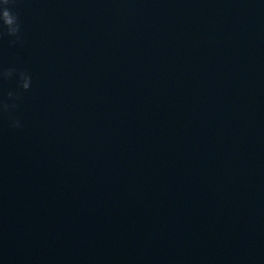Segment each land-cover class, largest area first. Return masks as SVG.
Masks as SVG:
<instances>
[{"label":"water","instance_id":"water-1","mask_svg":"<svg viewBox=\"0 0 264 264\" xmlns=\"http://www.w3.org/2000/svg\"><path fill=\"white\" fill-rule=\"evenodd\" d=\"M9 7L0 264H264V0Z\"/></svg>","mask_w":264,"mask_h":264},{"label":"clouds","instance_id":"clouds-1","mask_svg":"<svg viewBox=\"0 0 264 264\" xmlns=\"http://www.w3.org/2000/svg\"><path fill=\"white\" fill-rule=\"evenodd\" d=\"M14 3V0H0V21H2L3 28L6 29L7 35L16 37V41L20 39V22L17 14L13 13L10 4ZM14 41V43L16 42ZM13 75H18L20 81V87L27 91L31 88V76L26 72L17 73L16 69H8L6 71L0 72V79H9ZM9 97L12 98L13 94L11 92L8 93ZM16 104H7L0 103V112H8L10 109L16 108ZM13 127H21L20 122L17 120L13 123Z\"/></svg>","mask_w":264,"mask_h":264}]
</instances>
